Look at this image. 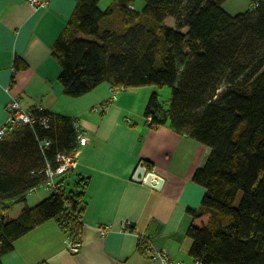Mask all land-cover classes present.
I'll list each match as a JSON object with an SVG mask.
<instances>
[{
    "label": "trees",
    "instance_id": "trees-1",
    "mask_svg": "<svg viewBox=\"0 0 264 264\" xmlns=\"http://www.w3.org/2000/svg\"><path fill=\"white\" fill-rule=\"evenodd\" d=\"M75 1L52 48L65 95L81 97L102 83L117 91L170 87L168 102L150 95L149 125L167 124L211 149L193 176L205 194L198 210L189 209L190 256L201 264H264V0L236 15L223 9L225 0H144L141 11L129 8L138 0H112L106 10L101 0ZM109 18L117 24L103 28ZM15 68L26 64L17 60ZM32 113L48 116L49 128L17 124L0 142V264L15 241L48 220L74 239L82 235L83 179L73 190L62 179L58 192L26 204L44 184L47 163L55 168L59 153L78 146L73 119ZM15 203L23 207L10 219ZM138 249L148 253L143 241Z\"/></svg>",
    "mask_w": 264,
    "mask_h": 264
},
{
    "label": "crops",
    "instance_id": "crops-1",
    "mask_svg": "<svg viewBox=\"0 0 264 264\" xmlns=\"http://www.w3.org/2000/svg\"><path fill=\"white\" fill-rule=\"evenodd\" d=\"M252 1L225 0L222 7L236 15L250 10ZM76 4L50 0L32 7L25 0H0V126L8 117V102L18 99L30 112L44 110L77 121L88 139L80 148L77 166L63 177L69 190L79 180L85 184L80 252L70 253L67 234L51 219L15 241L1 263L161 264L139 251V235H146L155 248L166 250L181 264H193L189 209L198 210L205 194L193 176L205 166L211 149L167 124L149 125L144 111L156 91L153 87L117 91L102 83L81 97L65 95L59 82L62 68L52 48ZM111 4L112 0H101L98 6L106 10ZM143 5L137 1L132 6L141 11ZM116 24L117 19L109 18L102 27ZM17 60L26 68L16 69ZM141 163L163 179L161 189L133 180ZM42 186L27 194L28 206L51 194ZM22 207L12 204L7 217H17ZM123 221L130 226L128 231L120 230ZM105 226L112 230L102 234L99 228Z\"/></svg>",
    "mask_w": 264,
    "mask_h": 264
},
{
    "label": "built area",
    "instance_id": "built-area-1",
    "mask_svg": "<svg viewBox=\"0 0 264 264\" xmlns=\"http://www.w3.org/2000/svg\"><path fill=\"white\" fill-rule=\"evenodd\" d=\"M32 7H39L49 4L50 0H25ZM257 4L255 5V7ZM133 9V6H129ZM123 90V89H122ZM8 117L6 121L0 126V142L4 140L13 128L17 124L29 125L34 127L39 124L43 128H49L50 119L48 116L35 115L32 112L24 109L18 99H12L7 104ZM151 119L149 118L148 121ZM74 129L77 134L78 146L70 153H59L56 156V167L53 168L47 163L46 169L44 170L46 180L43 186L47 187L51 191L58 192L62 183L63 177L68 175L76 166L77 159L79 156L80 148L85 146L88 139L81 131L77 121L73 122ZM51 144L49 140L40 142V149L43 151ZM83 223V220L80 221ZM129 225L126 221H123L120 226L121 231H128ZM112 230L109 226L100 227L99 231L104 234ZM139 239L143 241L146 246L148 256L152 261H159L161 264H181V262L175 260L166 250L157 249L151 242V237L146 235H139ZM67 248L70 253L77 254L81 250L82 242L81 239H74L72 236L67 235ZM193 264H201L200 260L194 259Z\"/></svg>",
    "mask_w": 264,
    "mask_h": 264
},
{
    "label": "water",
    "instance_id": "water-1",
    "mask_svg": "<svg viewBox=\"0 0 264 264\" xmlns=\"http://www.w3.org/2000/svg\"><path fill=\"white\" fill-rule=\"evenodd\" d=\"M133 180L136 182H143L146 185L157 190L161 189L163 185V179L155 173L147 172V168L144 166L143 163H141L137 168L133 176Z\"/></svg>",
    "mask_w": 264,
    "mask_h": 264
},
{
    "label": "rangeland",
    "instance_id": "rangeland-1",
    "mask_svg": "<svg viewBox=\"0 0 264 264\" xmlns=\"http://www.w3.org/2000/svg\"><path fill=\"white\" fill-rule=\"evenodd\" d=\"M138 2H143V4L145 3L144 0H138ZM144 6V5H143ZM167 25L171 26L172 28H176V22L173 18H169V20H167ZM186 29L184 28L183 31H185ZM81 37L83 38H86V39H89V40H93L94 37H85V36H82ZM150 87H153L154 89H156L158 95H159V98L162 100V101H166L168 102L170 97H171V88L168 87V86H163V87H156V86H150ZM8 138V136H7ZM43 187V186H42ZM66 188L67 190H69V185L66 184Z\"/></svg>",
    "mask_w": 264,
    "mask_h": 264
}]
</instances>
